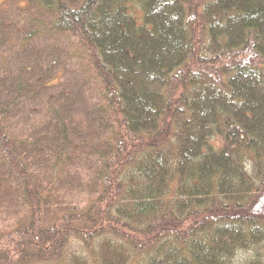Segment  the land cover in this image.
Instances as JSON below:
<instances>
[{"label":"trees","instance_id":"1","mask_svg":"<svg viewBox=\"0 0 264 264\" xmlns=\"http://www.w3.org/2000/svg\"><path fill=\"white\" fill-rule=\"evenodd\" d=\"M0 0V264H264V0Z\"/></svg>","mask_w":264,"mask_h":264},{"label":"rangeland","instance_id":"2","mask_svg":"<svg viewBox=\"0 0 264 264\" xmlns=\"http://www.w3.org/2000/svg\"><path fill=\"white\" fill-rule=\"evenodd\" d=\"M12 2H15V1L12 0ZM8 211H11V209H6L4 207H0V219L5 217V215H7V213H8Z\"/></svg>","mask_w":264,"mask_h":264}]
</instances>
